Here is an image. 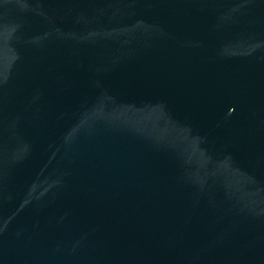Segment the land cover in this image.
Returning a JSON list of instances; mask_svg holds the SVG:
<instances>
[{"label": "water", "instance_id": "95a60500", "mask_svg": "<svg viewBox=\"0 0 264 264\" xmlns=\"http://www.w3.org/2000/svg\"><path fill=\"white\" fill-rule=\"evenodd\" d=\"M0 264H264V0H0Z\"/></svg>", "mask_w": 264, "mask_h": 264}]
</instances>
